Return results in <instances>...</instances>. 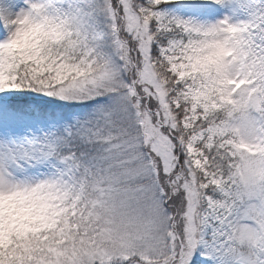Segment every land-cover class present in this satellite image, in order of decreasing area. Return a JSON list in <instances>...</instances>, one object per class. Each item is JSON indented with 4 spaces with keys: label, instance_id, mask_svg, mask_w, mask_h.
I'll return each mask as SVG.
<instances>
[{
    "label": "snow or ice",
    "instance_id": "6c2138e0",
    "mask_svg": "<svg viewBox=\"0 0 264 264\" xmlns=\"http://www.w3.org/2000/svg\"><path fill=\"white\" fill-rule=\"evenodd\" d=\"M0 264H264V0H0Z\"/></svg>",
    "mask_w": 264,
    "mask_h": 264
}]
</instances>
